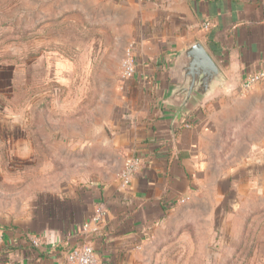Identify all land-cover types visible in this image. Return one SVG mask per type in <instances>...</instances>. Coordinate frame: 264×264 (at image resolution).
<instances>
[{
    "label": "rangeland",
    "instance_id": "obj_1",
    "mask_svg": "<svg viewBox=\"0 0 264 264\" xmlns=\"http://www.w3.org/2000/svg\"><path fill=\"white\" fill-rule=\"evenodd\" d=\"M142 2L0 0V248L3 228L44 200L119 179ZM231 149L123 264H264V184L222 182L241 155Z\"/></svg>",
    "mask_w": 264,
    "mask_h": 264
},
{
    "label": "crops",
    "instance_id": "obj_2",
    "mask_svg": "<svg viewBox=\"0 0 264 264\" xmlns=\"http://www.w3.org/2000/svg\"><path fill=\"white\" fill-rule=\"evenodd\" d=\"M124 78L117 137L134 173L124 184L80 186L51 197L3 228L0 264H68L66 253L91 246L97 264H123L160 222L208 177L232 147L228 188L264 184V0H146L138 4ZM199 42L224 84L171 127L164 105L171 60ZM253 184V185H252Z\"/></svg>",
    "mask_w": 264,
    "mask_h": 264
},
{
    "label": "water",
    "instance_id": "obj_3",
    "mask_svg": "<svg viewBox=\"0 0 264 264\" xmlns=\"http://www.w3.org/2000/svg\"><path fill=\"white\" fill-rule=\"evenodd\" d=\"M169 77L171 86L164 97V105L172 109V128L224 84L221 71L199 42L175 54Z\"/></svg>",
    "mask_w": 264,
    "mask_h": 264
},
{
    "label": "built area",
    "instance_id": "obj_4",
    "mask_svg": "<svg viewBox=\"0 0 264 264\" xmlns=\"http://www.w3.org/2000/svg\"><path fill=\"white\" fill-rule=\"evenodd\" d=\"M133 71V61L129 58L128 55L127 60L124 63L125 78L130 77L133 74ZM262 78H264V69L255 75L247 77L243 81L242 89H249L255 82L259 81ZM135 165L136 164L134 162H129L125 165L120 177L124 184H127L129 182L131 175L135 171ZM65 259L68 264H97V257L91 246L72 248L66 253Z\"/></svg>",
    "mask_w": 264,
    "mask_h": 264
}]
</instances>
